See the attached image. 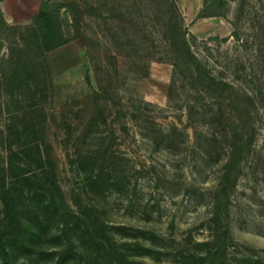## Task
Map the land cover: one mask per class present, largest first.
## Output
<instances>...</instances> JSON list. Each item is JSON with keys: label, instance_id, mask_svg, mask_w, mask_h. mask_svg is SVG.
<instances>
[{"label": "rangeland", "instance_id": "rangeland-1", "mask_svg": "<svg viewBox=\"0 0 264 264\" xmlns=\"http://www.w3.org/2000/svg\"><path fill=\"white\" fill-rule=\"evenodd\" d=\"M171 1L183 39L166 0L61 2L71 41L49 76L2 87L0 129L17 110L36 129L10 157L61 208L35 247L81 255L95 236L119 264H264V0ZM21 205L14 235L36 223Z\"/></svg>", "mask_w": 264, "mask_h": 264}, {"label": "trees", "instance_id": "trees-1", "mask_svg": "<svg viewBox=\"0 0 264 264\" xmlns=\"http://www.w3.org/2000/svg\"><path fill=\"white\" fill-rule=\"evenodd\" d=\"M165 4L169 21L173 19L170 21L172 22L170 24L171 29L174 30L175 34L173 36L177 37L178 35L183 39V34L179 33L182 15L176 2L166 0ZM68 7L67 4L61 2L41 0L38 11L32 17L31 23L23 26L7 23L0 9V95L4 92L2 87L5 86L6 88V86L17 81L26 70H32L46 77L49 76L48 53L71 41L70 35L62 31L64 23L60 14L61 9L66 10ZM204 7L205 0L203 2ZM172 13H174L173 16H171ZM219 16L223 15L215 12L201 15V17ZM177 17L180 18L179 21H177ZM66 24L69 25L67 21ZM5 41L7 42L6 46L4 45ZM26 82L29 84V81ZM5 92L12 94L11 89H8V87ZM7 114L11 117L8 118L3 130L0 129V134L6 135L5 141L7 142L5 147L7 150L6 159L2 161L4 166L0 167V203L4 222L7 221V224H2L4 233H0V264H35L30 259L34 255L39 258H47L42 264H119L116 262V256L113 255V248L106 247L95 236L92 240L96 247H83L84 249L80 251L85 255V259H83L84 255L74 253L71 247H58L59 249L54 252L47 247H35L42 237L57 240L59 236L51 235L49 238V223L61 208L58 206L57 200L54 199L55 184L51 179L46 178L44 174L41 177L38 174L31 173L29 165L24 163L18 165L16 164L17 161L15 162L10 157V154H13V156H17L18 153L26 154L24 147L28 143H17L19 144L17 148L21 150L15 152L12 150L11 136L20 139L26 134L32 135L36 131L33 120L28 114L18 110L14 111L13 114L8 111ZM27 193L28 196L25 195ZM21 199L34 205L31 220L36 223L35 226L24 228L20 233L14 235L12 226H14V221L17 219L15 213H20ZM72 261L73 263H70Z\"/></svg>", "mask_w": 264, "mask_h": 264}, {"label": "crops", "instance_id": "crops-1", "mask_svg": "<svg viewBox=\"0 0 264 264\" xmlns=\"http://www.w3.org/2000/svg\"><path fill=\"white\" fill-rule=\"evenodd\" d=\"M64 2L66 0H49ZM41 0H2L0 9L7 23L28 25L37 13Z\"/></svg>", "mask_w": 264, "mask_h": 264}]
</instances>
